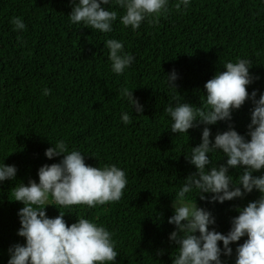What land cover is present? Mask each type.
<instances>
[{"label": "trees", "instance_id": "16d2710c", "mask_svg": "<svg viewBox=\"0 0 264 264\" xmlns=\"http://www.w3.org/2000/svg\"><path fill=\"white\" fill-rule=\"evenodd\" d=\"M176 3L169 0L166 14L155 22L145 20L135 31L120 24L122 10L112 5L117 20L105 34L70 24V0H0V162L16 165L15 183L38 181L39 167L60 159L49 160L45 150L63 139L69 149L84 153L86 164H116L125 170L128 183L119 201L60 209L68 224L84 216L107 227L116 241L117 264H171L176 247L168 241L174 228L167 222L171 200L195 171L184 155L199 143L201 129L189 130L190 137L170 132L164 108L173 92L165 87V73L176 69L179 92L174 94L199 104L205 82L224 61L248 58L250 72L259 77L248 91H264V0H190L187 9L179 10ZM13 17L22 18L26 28L14 31ZM108 38L122 41L124 51L135 57L121 75L111 71L103 44ZM125 86L144 105L142 115L120 97ZM44 88L49 95H43ZM250 108L246 102L233 113L232 123L242 135ZM122 111L130 114L127 125L120 119ZM226 127L220 122L211 130L215 135ZM14 186L11 181L0 184V264H7L11 244L23 243L16 234L23 205L9 200ZM258 195L197 203L212 211L216 229L226 233L231 217L238 215L235 208ZM46 213L59 214L51 205ZM244 239L230 246L235 250ZM161 249L164 255L156 256Z\"/></svg>", "mask_w": 264, "mask_h": 264}, {"label": "clouds", "instance_id": "9594fccd", "mask_svg": "<svg viewBox=\"0 0 264 264\" xmlns=\"http://www.w3.org/2000/svg\"><path fill=\"white\" fill-rule=\"evenodd\" d=\"M70 4V24H82L107 34L113 31L117 20V11L110 6L121 9L120 24L135 31L145 20L155 22L166 14L169 0H70ZM189 6L190 0H177L175 5L178 10ZM11 24L14 31L26 28L20 17H13ZM103 44L113 73L121 75L130 68L135 57L124 51L122 41L108 38ZM251 68L248 58L224 61L205 82L199 104L174 94L179 92L176 69L165 73V87L173 92L164 108L170 119V132L189 136V130L201 129L199 143L190 146L184 155L195 171L183 179L171 200L173 214L167 222L174 228L168 241L176 246L170 256L171 264H229L230 260L232 264H264V91H248L259 79L250 72ZM49 91L44 88L43 95H49ZM133 93L126 86L119 89L120 97L135 114L142 115L144 105ZM246 102L251 104L250 122L242 135L232 121L233 113ZM120 119L127 125L130 114L122 111ZM220 122L226 123V130L213 135L211 126ZM50 145L45 157L60 159L39 167L38 181L15 183L16 165L0 162V184L14 182L9 200L23 205L17 211L20 227L16 233L23 243L8 247L7 264H117L116 241L107 227L84 216L68 224L67 214L60 209L73 205L93 208L119 201L128 183L125 170L116 164H86L84 153L69 149L63 139ZM214 156L219 159L214 161ZM254 191L258 197L235 208L238 215L231 217L226 233L216 229L212 211L197 203L199 199L206 204H224L243 200ZM49 205L59 214L49 217ZM244 237L243 243H237L233 250L230 245ZM155 255H164V250H157Z\"/></svg>", "mask_w": 264, "mask_h": 264}, {"label": "rangeland", "instance_id": "374dc122", "mask_svg": "<svg viewBox=\"0 0 264 264\" xmlns=\"http://www.w3.org/2000/svg\"><path fill=\"white\" fill-rule=\"evenodd\" d=\"M199 206V205H198Z\"/></svg>", "mask_w": 264, "mask_h": 264}]
</instances>
